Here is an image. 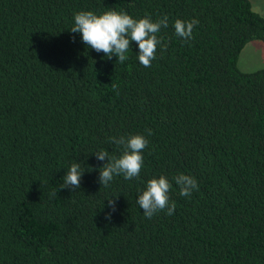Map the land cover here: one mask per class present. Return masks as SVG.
Instances as JSON below:
<instances>
[{"label":"trees","instance_id":"16d2710c","mask_svg":"<svg viewBox=\"0 0 264 264\" xmlns=\"http://www.w3.org/2000/svg\"><path fill=\"white\" fill-rule=\"evenodd\" d=\"M110 10L168 16L151 67L134 41L119 63L70 31L74 13ZM176 19L199 21L187 42ZM253 41L251 0H0V264H264V68H239ZM137 134L139 177L103 187L94 153ZM160 175L176 209L148 219L136 201Z\"/></svg>","mask_w":264,"mask_h":264},{"label":"clouds","instance_id":"9594fccd","mask_svg":"<svg viewBox=\"0 0 264 264\" xmlns=\"http://www.w3.org/2000/svg\"><path fill=\"white\" fill-rule=\"evenodd\" d=\"M74 26L72 33H80L82 42L88 48L96 52H103L108 59L113 55L118 57L119 63H124L129 59L127 52L134 41L139 47L137 55L138 61L144 67H151V62L156 59L157 46L162 50L167 49V44L163 43V38L158 37L161 28L168 27V16L153 21L150 14H145L143 18L134 19L127 12L115 10L96 14L93 11H79L74 13ZM199 23L198 20L183 21L176 19L174 30L177 37H181L185 42L192 38L193 28ZM113 91L118 92V85L112 84ZM151 135V130H148ZM118 146H123L122 154L110 156L108 151H98L94 153L99 161L107 160V163L99 169V183L107 187L114 179V176L122 175L125 180L138 178L144 164L143 150L148 146L149 141L140 134L126 137H113L111 141ZM84 171L79 163H72L63 177L64 187L80 188L81 178ZM175 184L180 188V195L190 196L194 189H198L197 181L194 177L180 173L173 177ZM172 185L164 175L154 177L147 181L146 188L138 194L137 204L143 210V215L151 219L154 214L165 211L171 216L176 209V203H169V191ZM62 188V189H63ZM108 206L115 211V201L108 200ZM111 213H109V218Z\"/></svg>","mask_w":264,"mask_h":264},{"label":"rangeland","instance_id":"374dc122","mask_svg":"<svg viewBox=\"0 0 264 264\" xmlns=\"http://www.w3.org/2000/svg\"><path fill=\"white\" fill-rule=\"evenodd\" d=\"M254 10L264 16V0H251ZM239 68L243 72H254L264 68V43L253 41L241 53Z\"/></svg>","mask_w":264,"mask_h":264}]
</instances>
